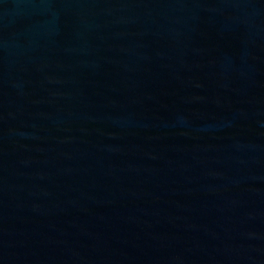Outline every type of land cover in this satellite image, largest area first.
Returning a JSON list of instances; mask_svg holds the SVG:
<instances>
[{"label": "water", "instance_id": "water-1", "mask_svg": "<svg viewBox=\"0 0 264 264\" xmlns=\"http://www.w3.org/2000/svg\"><path fill=\"white\" fill-rule=\"evenodd\" d=\"M0 264H264V0H0Z\"/></svg>", "mask_w": 264, "mask_h": 264}]
</instances>
